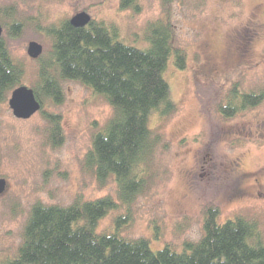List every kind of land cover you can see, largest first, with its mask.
Instances as JSON below:
<instances>
[{"label": "rangeland", "instance_id": "374dc122", "mask_svg": "<svg viewBox=\"0 0 264 264\" xmlns=\"http://www.w3.org/2000/svg\"><path fill=\"white\" fill-rule=\"evenodd\" d=\"M139 10L122 9L120 0H0L3 35L14 60L25 67L22 83L37 81L38 61L28 55L31 42L48 57L51 40L45 30L78 13L115 28L124 43L144 48L147 25L164 20L173 27V46L186 54L185 67L174 60L164 73L177 112L163 123L156 114L150 127L165 134L169 149L159 148V175L150 190L127 209L118 201V186L101 187L85 171L84 158L94 134L112 117L106 100L83 84L62 81L60 105L46 111L61 118L64 142L54 147L51 125L39 112L29 120L14 117L8 101L0 105V261L13 258L31 208L38 202L69 206L77 198L112 197L111 211L98 232L145 238L158 252L166 245L182 252L204 231L206 210L220 211L218 223L237 216L257 223L264 243V102L233 118L219 113L230 91L264 90V0H138ZM14 21L19 37L9 36ZM130 218L119 226V217Z\"/></svg>", "mask_w": 264, "mask_h": 264}, {"label": "trees", "instance_id": "16d2710c", "mask_svg": "<svg viewBox=\"0 0 264 264\" xmlns=\"http://www.w3.org/2000/svg\"><path fill=\"white\" fill-rule=\"evenodd\" d=\"M120 7L137 11L139 2L120 0ZM5 16L14 18L12 12L0 13L2 23ZM21 26L14 21L7 30L9 36L19 37ZM45 32L51 46L48 57L37 60L38 76L32 89L42 105L41 115L51 125L49 140L54 147L64 142L60 116L45 110L48 104H62V81L79 82L103 97L113 115L94 134L84 169L101 187L114 180L118 201L128 209L158 178V149H169L165 134L150 127V117L156 114L163 123L177 112L164 73L172 59L184 68L186 54L174 48L173 27L164 20L147 25L148 46L144 48L124 43L115 28L94 20L76 28L64 19ZM24 75V65L14 60L2 37L0 105L24 85ZM228 101L219 106L227 119L261 105L264 90L240 93L235 85ZM117 208L119 204L110 196L95 201L77 198L69 206L38 202L31 208L16 255L0 264H264L257 223L244 216L219 224L220 211L210 207L198 242L186 243L182 252L169 245L154 252L148 239L128 240L119 231L98 232L100 221ZM129 218L121 216L116 223L119 226Z\"/></svg>", "mask_w": 264, "mask_h": 264}, {"label": "water", "instance_id": "95a60500", "mask_svg": "<svg viewBox=\"0 0 264 264\" xmlns=\"http://www.w3.org/2000/svg\"><path fill=\"white\" fill-rule=\"evenodd\" d=\"M92 21L91 16L86 13H78L69 20L70 24L76 28H84ZM3 35V27L0 22V39ZM43 46L37 42H31L28 47V55L38 60L43 54ZM10 109L15 118L20 120H29L41 111L42 105L35 96L34 90L27 85H20L12 93L8 100ZM7 188L5 179L0 180V196L4 194Z\"/></svg>", "mask_w": 264, "mask_h": 264}]
</instances>
